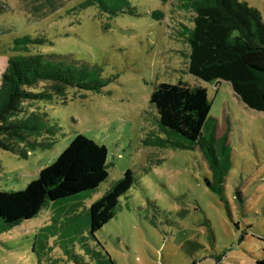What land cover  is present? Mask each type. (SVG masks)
<instances>
[{
  "label": "rangeland",
  "instance_id": "obj_1",
  "mask_svg": "<svg viewBox=\"0 0 264 264\" xmlns=\"http://www.w3.org/2000/svg\"><path fill=\"white\" fill-rule=\"evenodd\" d=\"M240 1L264 21V0ZM187 2L0 0V88L9 59L29 55L85 66L106 84L101 93L69 87L25 104L48 115L34 140L47 147H28L26 157L0 149V191L25 190L79 135L105 146L110 165L96 191L50 203L0 233V264H256L264 255V112L248 108L230 83L189 73ZM21 39L31 42L17 46ZM179 82L209 89L205 147L146 143L162 137L155 87ZM128 170L135 185L93 236L91 206Z\"/></svg>",
  "mask_w": 264,
  "mask_h": 264
},
{
  "label": "trees",
  "instance_id": "obj_2",
  "mask_svg": "<svg viewBox=\"0 0 264 264\" xmlns=\"http://www.w3.org/2000/svg\"><path fill=\"white\" fill-rule=\"evenodd\" d=\"M184 5L193 22L186 37L189 73L209 84L230 83L248 108L264 112V21L260 12L240 0H190ZM26 42L31 41H16L17 46ZM44 83L51 84L49 91L34 92ZM69 87L101 93L106 84L87 67L66 59L49 61L41 55L9 59L0 88V149L26 157L28 147L46 148L35 141L46 133L48 115L30 112L25 104L63 96ZM208 93L207 87L183 82L158 84L151 104L164 138L154 137L146 143L176 149H186L183 142L191 147L207 146L203 131L212 111ZM108 154L105 146L79 135L25 190L0 191V233L38 217L50 203L62 204L96 191L110 175ZM135 183L134 173L128 170L91 206L93 236L117 216L121 198ZM108 264L115 263L109 258ZM256 264H264V255Z\"/></svg>",
  "mask_w": 264,
  "mask_h": 264
},
{
  "label": "crops",
  "instance_id": "obj_3",
  "mask_svg": "<svg viewBox=\"0 0 264 264\" xmlns=\"http://www.w3.org/2000/svg\"><path fill=\"white\" fill-rule=\"evenodd\" d=\"M221 83H222V82H221ZM221 83H218V82H217L216 84H217V86L219 87V86L221 85Z\"/></svg>",
  "mask_w": 264,
  "mask_h": 264
}]
</instances>
